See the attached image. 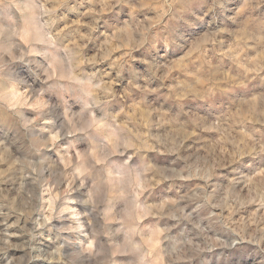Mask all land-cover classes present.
Returning <instances> with one entry per match:
<instances>
[{"label": "clouds", "instance_id": "obj_1", "mask_svg": "<svg viewBox=\"0 0 264 264\" xmlns=\"http://www.w3.org/2000/svg\"><path fill=\"white\" fill-rule=\"evenodd\" d=\"M0 264H264V0H0Z\"/></svg>", "mask_w": 264, "mask_h": 264}]
</instances>
